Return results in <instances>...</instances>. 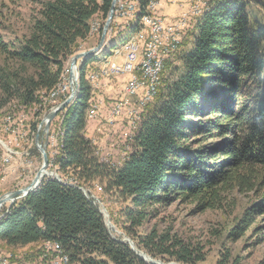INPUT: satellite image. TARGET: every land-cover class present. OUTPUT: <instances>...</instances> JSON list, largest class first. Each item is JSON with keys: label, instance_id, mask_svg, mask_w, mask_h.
<instances>
[{"label": "trees", "instance_id": "trees-1", "mask_svg": "<svg viewBox=\"0 0 264 264\" xmlns=\"http://www.w3.org/2000/svg\"><path fill=\"white\" fill-rule=\"evenodd\" d=\"M112 1L38 0L28 35L6 40L0 34V110L15 101L37 105L41 94L57 87L69 59L90 38L93 21L104 26ZM154 1L159 0H138L135 19L113 38V48L140 29ZM253 3L264 11V0H211L188 35L191 42L184 43L189 48L181 51L182 74L159 86L134 131L129 158L118 167L101 162L86 135L92 97L86 71L97 60H83L79 94L64 112L58 155L49 156L50 164L79 187L90 190L99 182L105 193L130 200L136 212L127 217L136 227L149 207L193 200L200 211L215 210L228 195L252 194L230 234L244 237L264 220V21L252 16ZM253 231L263 243L264 223ZM46 242L57 244L70 264H150L113 237L103 214L78 188L50 179L16 201L0 224V244L10 249ZM134 242L166 262L204 260L169 234L152 232ZM225 258L227 263L231 254Z\"/></svg>", "mask_w": 264, "mask_h": 264}, {"label": "rangeland", "instance_id": "rangeland-1", "mask_svg": "<svg viewBox=\"0 0 264 264\" xmlns=\"http://www.w3.org/2000/svg\"><path fill=\"white\" fill-rule=\"evenodd\" d=\"M37 1L0 0V22L2 28L0 34L6 40H15L29 34L31 17L38 9ZM133 3L137 9L136 0ZM210 3L211 0L187 1L184 3L186 7L181 8V13L171 19L177 22L181 17H184L186 21V27L182 29L184 33L183 39H180L179 48L171 54L169 61L167 60L168 62L166 63H169L168 68L166 65L163 70L164 73L161 75L160 83L156 84L155 90L151 94H148V103L141 105V102L145 99V94L141 93L138 97L130 100L128 110L124 111L125 109H121L123 111H121V115L118 118L114 117L113 114L120 105V101L124 98L125 87L129 77L126 81H123L124 77H126L125 75H118L115 78L114 76L102 77V67L103 64L106 63L104 66L106 67L107 64L116 59L117 62H121L118 57L125 52L126 44L138 32H146V26L143 27L139 24L140 29L132 37L123 44L119 42L114 48L111 41L116 35L123 33L126 25L135 19L136 11L128 17L126 25L117 24L113 25V28L110 26L103 50L95 56L97 61L94 64H90L86 71V80L92 88L90 107L87 112L86 135L96 147L98 146L96 139L103 140L105 148L108 146L107 149L97 147L98 158L101 162L110 164L112 167H118L129 158L132 152L134 131L143 119L142 116L147 111V107L154 102L159 86L161 87L163 83L175 80L182 74L181 51L189 48L184 43L191 42V38H188V35L193 33L191 28L196 20L209 9ZM157 6L159 7V3ZM157 10L159 14V8ZM250 11L252 16L264 21V11L256 3L252 4ZM193 12L195 14H192ZM95 23L101 25V21L98 19L93 21L92 26ZM92 26L90 38L79 46L78 51L74 55L98 46L102 29L100 26L98 31L92 32ZM110 31L112 32L110 33ZM106 54L108 56L104 58ZM173 54H175L174 57H172ZM71 58L67 64V69L63 72L62 82L50 92L41 94L39 104L23 107L15 101L0 110V198L11 192L25 189L42 168L43 157L36 146L38 129L47 115L70 96L71 89L68 79ZM101 61L105 62L101 63ZM81 62L78 63V67H80ZM1 63L0 61V65ZM92 72H94L93 76L99 74V78L93 80L91 78ZM76 74L80 86L79 69L76 70ZM106 86L112 87L109 93L102 91L104 88L107 89ZM66 93L68 94L66 95ZM63 97L64 100L60 102ZM94 106L98 116L96 119L91 120L88 115ZM66 110L59 113L52 120L48 133L44 134L46 123L43 124L40 131V142L43 145L47 143L46 153L48 157V175L43 178L41 185L45 179H50L57 182L60 181L59 183L63 185L78 188L103 214L105 224L114 238L120 239L124 243H127V241L132 242L137 252L145 254V256L156 262L155 264L182 263L176 261L166 262L151 256L146 248H143V250L137 248L134 241H144L152 232H155L158 236L169 234L170 237L181 241L183 246L190 248L194 255L203 256L204 260L196 264H233V260L235 261L236 258L240 259L241 264H264V242L258 244L259 233L257 234L253 231L259 223L263 224L264 220H257L244 237L238 240L230 238L231 232L238 225L244 213L250 208L254 199L252 194L233 193L228 195L223 205L215 210L206 209L200 211L197 209L198 203L193 200H179L169 206L149 207L146 210V219L141 226L136 227L127 217L129 211L136 212L130 200L118 194L105 193L104 185L99 182L95 183L90 190L79 187L68 175H62L57 172V165L50 164L49 156L52 160H55L58 155V139L61 135V124L63 123ZM136 113H138V116ZM134 121L135 125H132ZM119 123L124 126L121 131L116 130V125ZM34 125L36 129H34ZM58 178L59 180H57ZM24 198H19L16 201ZM14 203H5L0 208V216L7 215ZM153 209L158 210L156 216H153ZM127 244L130 246L129 243ZM56 246L57 244L46 242L14 250L4 244H0V263L70 264L69 257L63 253L61 248L57 249ZM228 253L231 254V259L225 263L224 260ZM136 254L141 257L139 253ZM63 256L67 257L68 262L63 259ZM145 262L150 263L148 261Z\"/></svg>", "mask_w": 264, "mask_h": 264}, {"label": "built area", "instance_id": "built-area-1", "mask_svg": "<svg viewBox=\"0 0 264 264\" xmlns=\"http://www.w3.org/2000/svg\"><path fill=\"white\" fill-rule=\"evenodd\" d=\"M133 2L134 0L117 1L113 19L114 26L117 24L126 25L129 13L132 12ZM158 3L159 1H154L149 4L146 32L140 35L138 44H134L133 47L125 49V52L120 54L118 59L121 62H117L116 59L107 64L106 67H102V77L114 76L115 78L118 75L129 77L124 98L113 114L114 117L118 118L121 115L122 108L125 109L124 111L128 110L130 100L138 97L141 93L145 94V99L141 102V105L148 103V94L153 92V84L160 83L163 67L171 57L172 52L178 49L179 40L183 39L184 32L182 29L186 27L184 17H181L177 22L161 18L157 10ZM192 14H195V12ZM99 27L96 31L99 30ZM91 78H93V72ZM136 115L138 116V113ZM97 116L98 113L94 106L88 117L94 120ZM132 125H135V121L132 122ZM56 248L59 249L60 247L57 245ZM63 259L68 262L66 256H63Z\"/></svg>", "mask_w": 264, "mask_h": 264}, {"label": "water", "instance_id": "water-1", "mask_svg": "<svg viewBox=\"0 0 264 264\" xmlns=\"http://www.w3.org/2000/svg\"><path fill=\"white\" fill-rule=\"evenodd\" d=\"M117 1L118 0H113L112 1L111 7H110V10H109V13H108V18H107V20H106V22H105V24H104V26L102 28V34H101V38H100L98 46L96 48L90 49L88 51L76 54L70 60L69 79H68V82H69V85H70V89H71L70 90V96L68 97V99H66V101H64L56 109H54L51 113H49L47 115L46 119L44 120V122L41 123V125H40V127L38 129V135H37V138H36V146H37L38 150L41 152L42 157H43L42 168L37 173V175L35 176V178L31 182V184L29 186H27L25 189H22V190H19V191H15V192H11V193L5 195L4 197L0 198V208L5 203H11L12 204L17 199L27 197L32 192L36 191L38 189V187L41 185V182H42L43 178L48 175V172H47L48 157H47V153H46L47 143H45L44 145L41 144L40 136H39L40 131H41L42 127H43V124L46 123V126L44 128V134L48 133L49 132V126H50V123L52 122V120H54L59 113H61L62 111L66 110L70 105H72L73 102L77 99L78 94H79V90H80V86L78 84V80L79 79H78L77 74H76V70L79 69L78 63L80 61L86 60L88 58L95 57L97 54H100V52L104 48V46L106 44L107 33H108V31L110 29V26L112 24V21L114 19ZM57 180H59V178ZM5 217H6V214L0 216V224H1L2 220ZM127 243H129L130 246H131V249L133 251H135L136 253H139V255L145 261H148L151 264H155L156 263L153 260H151L149 257L145 256V254H143L141 252H137L135 250L134 245H133L132 242L127 241Z\"/></svg>", "mask_w": 264, "mask_h": 264}, {"label": "crops", "instance_id": "crops-1", "mask_svg": "<svg viewBox=\"0 0 264 264\" xmlns=\"http://www.w3.org/2000/svg\"><path fill=\"white\" fill-rule=\"evenodd\" d=\"M187 1H191V0H159V15L164 18L165 20H171L172 18L176 17L177 15H179L181 13V8L186 7L184 5L185 2ZM170 18V19H169ZM198 22V19L196 20L195 24L193 25V27L191 28V31H195L196 29V23ZM104 59V58H103ZM105 62V61H101ZM106 65L103 64V67ZM98 68V65H97ZM128 79V76L124 77L123 81H126ZM107 83V82H106ZM108 84V83H107ZM107 89L104 88V90H102L103 92H107L109 93L110 90L112 89V87L106 86ZM106 90V91H105ZM117 129L116 130H123L124 126H122L121 123H119L118 125H116ZM118 132V131H117ZM97 141V147H104L105 148V144L103 140L100 139H96ZM108 146H106L105 149H107ZM99 149V148H98ZM104 149V150H105Z\"/></svg>", "mask_w": 264, "mask_h": 264}, {"label": "bare ground", "instance_id": "bare-ground-1", "mask_svg": "<svg viewBox=\"0 0 264 264\" xmlns=\"http://www.w3.org/2000/svg\"><path fill=\"white\" fill-rule=\"evenodd\" d=\"M120 1H123V0H120ZM136 3H137V9H136V5L134 4V3H132V12H130L129 13V16L131 15V14H133L135 11H136V14H137V12H138V0H136ZM117 7V6H116ZM116 10V9H115ZM147 14L146 15H144L143 17H142V19L140 20V23L139 24H141L143 27H145L146 26V20H147V18L149 17V6H148V8H147ZM128 16V17H129ZM135 17H136V15H135ZM101 26V25H100ZM98 27H99V24H97V23H95L93 26H92V32H94V31H96L97 29H98ZM143 33V31H141V33L140 32H138L127 44H126V49L127 48H131V47H133L134 46V44H138V41H139V38H140V35ZM179 45H180V40H179ZM179 48V47H178ZM103 50V49H102ZM177 50V49H176ZM176 50H174V52L176 51ZM173 53V52H172ZM118 54V53H117ZM164 68L165 67H163V70H164ZM99 74H95L94 76H93V80H95V79H98L99 78ZM155 87H156V84H153V91L155 90Z\"/></svg>", "mask_w": 264, "mask_h": 264}]
</instances>
